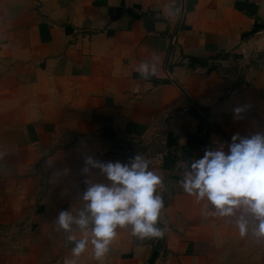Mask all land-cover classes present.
<instances>
[{"label": "crops", "instance_id": "crops-1", "mask_svg": "<svg viewBox=\"0 0 264 264\" xmlns=\"http://www.w3.org/2000/svg\"><path fill=\"white\" fill-rule=\"evenodd\" d=\"M154 55L155 75L141 78ZM260 130L264 0H0V264L71 259L55 221L83 207L85 157L126 163L160 149L149 168L163 178L164 235L118 229L104 258L89 244L76 264H220L233 250L264 264L250 217L241 237L239 213L205 217L179 184L182 163Z\"/></svg>", "mask_w": 264, "mask_h": 264}, {"label": "clouds", "instance_id": "clouds-1", "mask_svg": "<svg viewBox=\"0 0 264 264\" xmlns=\"http://www.w3.org/2000/svg\"><path fill=\"white\" fill-rule=\"evenodd\" d=\"M160 59L153 56L142 61L135 71L143 79L155 75ZM242 107L233 109L234 118H241ZM218 147L206 148L202 157L182 163L184 174L179 180L183 191L203 204L205 217L235 219L239 235L264 239V130L242 136L233 134L230 142H218ZM227 147V152L225 151ZM92 169L102 174L107 183L92 182ZM86 185L79 199L84 204L75 214L62 209L55 221L72 243V258L64 264H76L89 244L97 261L104 258L117 236L118 229H130L137 238L162 237L164 229L157 226L164 207L158 189L163 178L150 170L149 161L134 155L128 162L100 161L91 156L84 159L81 170ZM211 207L214 211H207ZM83 235H73V226ZM89 226L90 236H89Z\"/></svg>", "mask_w": 264, "mask_h": 264}, {"label": "rangeland", "instance_id": "rangeland-1", "mask_svg": "<svg viewBox=\"0 0 264 264\" xmlns=\"http://www.w3.org/2000/svg\"><path fill=\"white\" fill-rule=\"evenodd\" d=\"M220 264H257L255 260L251 259L250 254H243L240 251L230 252Z\"/></svg>", "mask_w": 264, "mask_h": 264}, {"label": "built area", "instance_id": "built-area-1", "mask_svg": "<svg viewBox=\"0 0 264 264\" xmlns=\"http://www.w3.org/2000/svg\"><path fill=\"white\" fill-rule=\"evenodd\" d=\"M239 68L240 66L236 68L237 71H239ZM166 153L164 149H160L156 152L145 154L143 157L149 161V166H159Z\"/></svg>", "mask_w": 264, "mask_h": 264}, {"label": "trees", "instance_id": "trees-1", "mask_svg": "<svg viewBox=\"0 0 264 264\" xmlns=\"http://www.w3.org/2000/svg\"><path fill=\"white\" fill-rule=\"evenodd\" d=\"M204 112H206V110H203Z\"/></svg>", "mask_w": 264, "mask_h": 264}]
</instances>
